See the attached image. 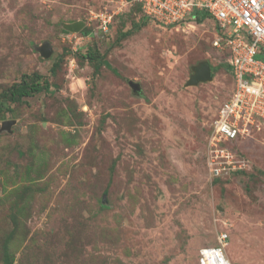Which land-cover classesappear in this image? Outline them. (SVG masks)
I'll list each match as a JSON object with an SVG mask.
<instances>
[{
	"label": "rangeland",
	"instance_id": "rangeland-1",
	"mask_svg": "<svg viewBox=\"0 0 264 264\" xmlns=\"http://www.w3.org/2000/svg\"><path fill=\"white\" fill-rule=\"evenodd\" d=\"M139 17L130 0H0V264H197L223 236L232 264H264V120L210 165L233 91L215 24ZM89 50L108 66L78 60ZM204 61L212 81L189 86ZM35 74L49 91L3 98Z\"/></svg>",
	"mask_w": 264,
	"mask_h": 264
},
{
	"label": "built area",
	"instance_id": "built-area-1",
	"mask_svg": "<svg viewBox=\"0 0 264 264\" xmlns=\"http://www.w3.org/2000/svg\"><path fill=\"white\" fill-rule=\"evenodd\" d=\"M130 1L140 6L145 18L163 25L178 26L195 12H205L212 18L215 24L212 44L227 52L226 63L233 80V91L211 123L208 161L210 165H217L230 160L233 153L226 148L219 149V143L258 130L264 120V0ZM100 17L99 28L106 33L110 15L106 12ZM256 111L262 113L261 118L255 117ZM218 170L215 169L213 174H219ZM223 237L216 246L199 250L197 264H232L225 254Z\"/></svg>",
	"mask_w": 264,
	"mask_h": 264
},
{
	"label": "trees",
	"instance_id": "trees-1",
	"mask_svg": "<svg viewBox=\"0 0 264 264\" xmlns=\"http://www.w3.org/2000/svg\"><path fill=\"white\" fill-rule=\"evenodd\" d=\"M135 11L138 12V14L140 15V22L139 25L134 26L135 28H140L141 24L142 26L146 23L145 21L147 20V18L144 17V15L142 14L141 8L139 5H135ZM208 14L205 12L199 13V12H195L193 15H191L190 17H188L190 19V21H197V22H201L203 19L208 18ZM187 20V19H186ZM87 29V28H85ZM88 32H90V30L87 29L84 31L85 34H87ZM131 31H127V32H121V36L120 37H126L128 35H130ZM227 54V52H225ZM79 57V56H78ZM99 53H97L96 51H92L89 50L85 55H82L80 58H78V60L81 59H85L90 63H94L96 65V67L98 68L101 64H104L105 66H108V64L106 62H101V60H99ZM61 59V58H60ZM210 69H211V73L213 70L212 66L208 63ZM226 68L229 71V67L226 63ZM59 68V63L56 62L53 64L52 68H51V72L54 73L57 69ZM230 73V72H229ZM40 80H43V82L41 83ZM49 84L47 83V81L43 78H41L39 75L35 74V76L33 77H28V76H24V78L16 83L13 84L10 88H8L3 94V98L11 103H18L21 102L23 99L25 98H30L33 95L39 94L43 91H49ZM7 111L9 112V108H7ZM255 131L250 132L248 135L246 136H253V133ZM239 138H236L234 140H231L227 143L229 144H233L235 142H237ZM198 260V259H197ZM3 263L4 264H13V258L5 251L3 254Z\"/></svg>",
	"mask_w": 264,
	"mask_h": 264
},
{
	"label": "water",
	"instance_id": "water-1",
	"mask_svg": "<svg viewBox=\"0 0 264 264\" xmlns=\"http://www.w3.org/2000/svg\"><path fill=\"white\" fill-rule=\"evenodd\" d=\"M84 26V23L81 21L73 22L67 25H64V30L66 32L70 33H78L80 30H82ZM39 54L43 58H48L52 54V48L49 43L45 42L38 48ZM212 81V73L211 69L206 61L199 63L197 66H194L192 68V75L190 76V79L188 81L189 86H194L199 83H207ZM132 92L134 94H137L140 92V88L138 84H135L133 82L128 83ZM10 122L3 123V128H8Z\"/></svg>",
	"mask_w": 264,
	"mask_h": 264
},
{
	"label": "flooded vegetation",
	"instance_id": "flooded-vegetation-1",
	"mask_svg": "<svg viewBox=\"0 0 264 264\" xmlns=\"http://www.w3.org/2000/svg\"><path fill=\"white\" fill-rule=\"evenodd\" d=\"M199 84H202V83H199Z\"/></svg>",
	"mask_w": 264,
	"mask_h": 264
}]
</instances>
